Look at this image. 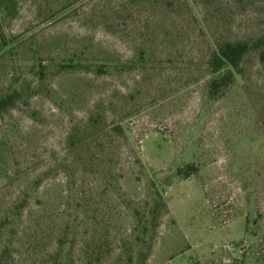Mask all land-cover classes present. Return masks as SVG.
Returning <instances> with one entry per match:
<instances>
[{
	"label": "rangeland",
	"instance_id": "374dc122",
	"mask_svg": "<svg viewBox=\"0 0 264 264\" xmlns=\"http://www.w3.org/2000/svg\"><path fill=\"white\" fill-rule=\"evenodd\" d=\"M0 1V98L37 79L0 112L2 264L20 261L17 199L40 178L37 196L101 195L123 229L161 192L147 264H264V67L251 57L225 97L207 93L212 44L263 34L264 0ZM92 117L105 129L94 145L104 168L85 172L68 142ZM109 176L129 201L108 193Z\"/></svg>",
	"mask_w": 264,
	"mask_h": 264
},
{
	"label": "trees",
	"instance_id": "16d2710c",
	"mask_svg": "<svg viewBox=\"0 0 264 264\" xmlns=\"http://www.w3.org/2000/svg\"><path fill=\"white\" fill-rule=\"evenodd\" d=\"M194 2L206 9L213 8L217 3L221 5V0ZM1 3L2 1L0 8ZM215 11L222 16L225 14L220 6ZM0 39L5 47L1 27ZM212 45L213 50L208 60L211 76L207 84L209 97H225L236 84L237 77L246 76L247 59L255 57L264 67V33L243 40H217ZM83 64L79 61L62 66L76 69ZM134 64L143 66L144 62L137 61ZM43 69L38 72L39 81H43L46 75ZM36 80V77L30 81L24 78L20 89L1 97L0 112L24 99L33 90ZM104 132L102 123L95 117L89 123L72 129L68 148L73 154L75 168L81 167L85 172L104 168L99 163L100 153L94 152V145ZM196 171L195 167L189 166L186 175L189 177ZM113 178L110 177L113 190L108 193L117 196L119 200L129 201L120 184L114 182ZM42 183L43 179H38L30 187L32 192L21 191L17 199V231L22 229L20 236L17 233V256L20 260L17 264H147L160 227V217L167 208L161 192L153 193L145 206L135 207L131 227L123 229L110 203L108 207H104L101 195L100 198H95V194L90 192L89 196L92 197H88L84 186L79 191L74 186L75 194L71 197L60 192L59 196L52 199L46 191L37 196ZM33 199H36L38 206L35 212L30 211ZM68 245L70 250L66 251ZM5 253L6 250L1 255L0 264L3 263ZM118 254V260L112 263V257Z\"/></svg>",
	"mask_w": 264,
	"mask_h": 264
},
{
	"label": "crops",
	"instance_id": "0c3cea01",
	"mask_svg": "<svg viewBox=\"0 0 264 264\" xmlns=\"http://www.w3.org/2000/svg\"><path fill=\"white\" fill-rule=\"evenodd\" d=\"M2 49H3V46H2V43H1V39H0V54L2 52Z\"/></svg>",
	"mask_w": 264,
	"mask_h": 264
}]
</instances>
